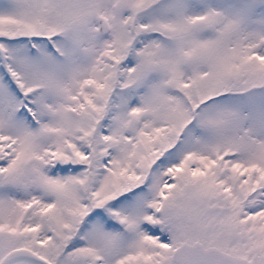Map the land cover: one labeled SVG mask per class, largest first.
<instances>
[{"label": "snow or ice", "instance_id": "6c2138e0", "mask_svg": "<svg viewBox=\"0 0 264 264\" xmlns=\"http://www.w3.org/2000/svg\"><path fill=\"white\" fill-rule=\"evenodd\" d=\"M0 264H264V0H0Z\"/></svg>", "mask_w": 264, "mask_h": 264}]
</instances>
